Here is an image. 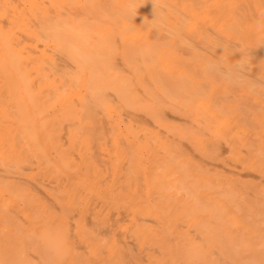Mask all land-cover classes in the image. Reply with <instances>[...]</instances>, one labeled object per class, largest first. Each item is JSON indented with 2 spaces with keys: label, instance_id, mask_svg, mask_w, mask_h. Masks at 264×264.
<instances>
[{
  "label": "bare ground",
  "instance_id": "obj_1",
  "mask_svg": "<svg viewBox=\"0 0 264 264\" xmlns=\"http://www.w3.org/2000/svg\"><path fill=\"white\" fill-rule=\"evenodd\" d=\"M0 264H264V0H0Z\"/></svg>",
  "mask_w": 264,
  "mask_h": 264
}]
</instances>
